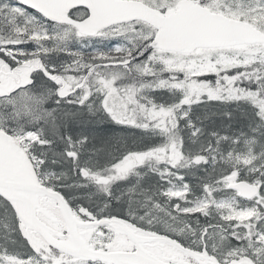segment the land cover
<instances>
[{
	"label": "snow or ice",
	"instance_id": "obj_1",
	"mask_svg": "<svg viewBox=\"0 0 264 264\" xmlns=\"http://www.w3.org/2000/svg\"><path fill=\"white\" fill-rule=\"evenodd\" d=\"M0 264H264V0H0Z\"/></svg>",
	"mask_w": 264,
	"mask_h": 264
}]
</instances>
